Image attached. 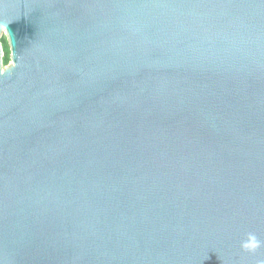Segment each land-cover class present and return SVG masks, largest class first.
Here are the masks:
<instances>
[{
	"label": "water",
	"instance_id": "95a60500",
	"mask_svg": "<svg viewBox=\"0 0 264 264\" xmlns=\"http://www.w3.org/2000/svg\"><path fill=\"white\" fill-rule=\"evenodd\" d=\"M2 264H255L264 0H0Z\"/></svg>",
	"mask_w": 264,
	"mask_h": 264
},
{
	"label": "clouds",
	"instance_id": "9594fccd",
	"mask_svg": "<svg viewBox=\"0 0 264 264\" xmlns=\"http://www.w3.org/2000/svg\"><path fill=\"white\" fill-rule=\"evenodd\" d=\"M12 44L13 40L12 38L9 39L7 27L0 24V75L13 70ZM239 246L244 252L256 253L257 249L264 246V241H261L254 232H247L240 240ZM255 264H264V259H257Z\"/></svg>",
	"mask_w": 264,
	"mask_h": 264
},
{
	"label": "snow or ice",
	"instance_id": "6c2138e0",
	"mask_svg": "<svg viewBox=\"0 0 264 264\" xmlns=\"http://www.w3.org/2000/svg\"><path fill=\"white\" fill-rule=\"evenodd\" d=\"M6 58V57H5Z\"/></svg>",
	"mask_w": 264,
	"mask_h": 264
}]
</instances>
